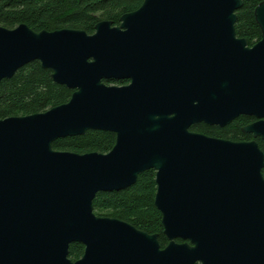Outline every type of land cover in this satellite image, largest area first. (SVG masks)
Masks as SVG:
<instances>
[{"label": "water", "instance_id": "water-1", "mask_svg": "<svg viewBox=\"0 0 264 264\" xmlns=\"http://www.w3.org/2000/svg\"><path fill=\"white\" fill-rule=\"evenodd\" d=\"M243 5L144 0L92 35L0 26V83L38 61L74 91L46 112L0 120V264H264V1L254 46L236 33ZM240 116L256 119L242 128L251 141L191 131ZM90 130L114 133V148H53ZM148 170L165 248L93 209L98 193L130 188ZM74 243L85 248L77 261Z\"/></svg>", "mask_w": 264, "mask_h": 264}, {"label": "trees", "instance_id": "trees-1", "mask_svg": "<svg viewBox=\"0 0 264 264\" xmlns=\"http://www.w3.org/2000/svg\"><path fill=\"white\" fill-rule=\"evenodd\" d=\"M264 0H244L237 12L236 33L246 39L249 46L261 40V29L255 20V9ZM144 0H0V26L14 29L25 24L33 31L54 32L61 29L83 30L92 35L101 21L120 25L124 14L138 10ZM109 85H122L123 81H106ZM73 90L55 83L52 71L40 62L21 68L13 78L0 83V120L46 112L70 101ZM253 117L240 116L230 125L221 128L197 124L191 131L209 137L236 142L251 141L252 135L242 132ZM257 142L264 152V140ZM116 135L111 132L90 130L82 136L55 141L53 148L61 152L109 153L115 146ZM264 177V169H263ZM157 192L156 171L148 170L139 175L135 185L122 191L100 192L93 209L97 216L116 218L133 225L140 231L156 234L162 248L168 245L164 235L162 214L155 206ZM178 242H182L178 240ZM84 246L74 243L69 257L77 261L84 254Z\"/></svg>", "mask_w": 264, "mask_h": 264}, {"label": "flooded vegetation", "instance_id": "flooded-vegetation-1", "mask_svg": "<svg viewBox=\"0 0 264 264\" xmlns=\"http://www.w3.org/2000/svg\"><path fill=\"white\" fill-rule=\"evenodd\" d=\"M112 81H114V80H112ZM123 82H124V84H122V85H115V84H113L114 86H126V85H129L130 84V81L129 80H122ZM115 82H118V81H115ZM105 83H106V81H105ZM107 84V83H106ZM107 85H109V84H107ZM112 85V86H113ZM111 86V85H110ZM256 119L254 118V120L251 122V123H253L254 121H255ZM250 123V124H251ZM249 125V124H248ZM197 264H200V263H197Z\"/></svg>", "mask_w": 264, "mask_h": 264}]
</instances>
